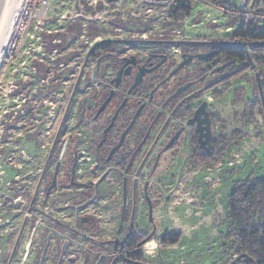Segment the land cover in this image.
I'll list each match as a JSON object with an SVG mask.
<instances>
[{
	"label": "flooded vegetation",
	"instance_id": "1",
	"mask_svg": "<svg viewBox=\"0 0 264 264\" xmlns=\"http://www.w3.org/2000/svg\"><path fill=\"white\" fill-rule=\"evenodd\" d=\"M83 28L61 24L48 30L40 64L33 41L31 82L13 92V110L23 96L43 119L26 110L30 134L10 153L14 160L27 157V181L0 186V218L6 222L0 226V264H169L160 252L148 254L145 248L181 235L171 231L170 199L193 196L185 210H201H193L197 217L208 212L210 204L203 201L215 186L211 177L226 178L228 165L234 167L227 157L242 155L243 129L229 131L223 120L228 106L212 108L241 76L242 61L224 48L242 44L160 38L148 26L136 31L127 25L86 39ZM257 82L264 109L261 79ZM12 115L8 133L15 132L20 116ZM243 115L239 111L238 124ZM206 122L211 145L202 147ZM35 123L43 124L44 135L34 134ZM1 143L4 148L9 138L1 137ZM5 155L1 150V158ZM36 160L42 165L37 185ZM20 203L36 218L32 224L26 219L21 229Z\"/></svg>",
	"mask_w": 264,
	"mask_h": 264
},
{
	"label": "rangeland",
	"instance_id": "2",
	"mask_svg": "<svg viewBox=\"0 0 264 264\" xmlns=\"http://www.w3.org/2000/svg\"><path fill=\"white\" fill-rule=\"evenodd\" d=\"M90 4L91 0H67L60 4V9L54 13L53 18L44 28H42L44 31L41 32V30H38L37 33H35V42L38 43V53L36 54L37 58L35 62L40 64L39 61L44 59V52L39 53V48H43V45L40 44L44 43L45 39H47L48 30L55 31L61 29V24L62 27L66 24L67 26L76 24L77 26H84V32L88 31L83 34L86 39L101 38V34L109 33L113 29L119 28V26L123 25H127L132 30L136 31L142 28L145 29L146 27L140 19L136 18V16H138V11L126 8L122 14H119L113 12L114 8L107 9L100 3L95 8H91L89 6ZM83 5V9H81V6ZM100 8H102L101 11L99 10ZM104 10H108L109 13L103 15L101 19H96L98 13L100 12L98 16H101L102 11ZM133 13L136 15H132ZM211 13L213 16L212 18L219 21V25L214 26L211 23V20L207 22L204 19V13L198 16L195 15L189 24V30L193 32L192 35L202 37L207 36V40L217 38L219 40L230 41L234 36L232 33H226V29L229 26L234 25V22L223 18L215 12ZM123 17L126 21L122 20ZM89 18H92V20ZM157 22L164 23L165 20L162 19L160 21L159 19ZM177 29L179 28H170V30ZM31 33L33 34L34 31L31 30ZM113 35H115V33H112L109 37H113ZM31 43L33 42L28 39V43L20 49L16 61L0 63L2 66L0 67V151L3 150L7 154L3 158L0 156V186H15L14 183L27 181V157H17V159L14 160L13 155H10V153L15 152L17 140H23V137H28L30 134V125L32 122L30 116H26L28 109L33 113V116H37V119H43L42 116L39 117L37 115L39 114L37 105L34 106V111V108L29 104V101L25 102L27 99L23 96H20L19 103L15 110H13V92L17 91V87L21 89L23 86L31 82V80H29L32 67L31 61L33 60L31 58ZM84 47L86 48L85 45ZM248 50V52L246 50V53L248 56L252 54V62L246 60L241 64V76L237 81L232 83L229 94L224 99H214L215 101L212 103V108L215 110L218 109L219 111L228 106L227 112L223 111V120L224 123L230 127V132L236 130L237 127L243 129L244 138L239 145L238 151V156L242 155L239 158H236V156L227 157L229 164L233 162L234 167L228 165L226 178H222L223 174L211 177L214 180L215 186L210 196L208 193L207 195L204 194V197L206 198L205 201H203V197L198 195V188H195L194 195L199 196V200L210 204L208 212L197 217L195 212H193L195 209L188 211L185 210L186 207L183 205H186V202L189 203V199L193 196H178L176 197L177 200H175L176 198L170 199L169 208L173 210V213L170 215L173 219H169L172 229L171 231L172 233L179 231L182 237L179 243L174 245L175 247L162 244L161 239L151 241L156 244V247L151 251L153 252L155 250L160 252L161 256L164 259H167V263L169 264H174L175 261L177 264H247L245 263V260H242L240 255H235V249L237 246L235 244L237 241L235 233L237 232V227L235 226L227 207L230 204V196L232 195V192L241 188L245 181L248 180L253 183L257 180L264 179V109L262 108V101L260 99L257 82L258 78L261 79L264 91V63L257 60L256 55L258 52H253L252 46H250ZM259 52L264 57V48ZM37 80L36 87H40V90L44 92V84ZM72 84L73 82L68 85V90H70ZM25 92H28L27 88H25ZM253 102L258 104L255 109L250 108V104ZM218 110L217 112H219ZM239 111L244 114L242 119L239 118L242 122H240L241 124H238L239 120H237ZM17 113H19L20 116L18 117V120H16L18 123L16 130H13L15 132L8 133L6 131V126H8L11 121L15 120L12 114L17 116ZM42 114L43 110H40V115ZM8 117H12V119H8ZM3 118L6 120L4 119L3 121ZM35 124L36 131L34 134L37 137L44 135L43 124ZM1 137H4L5 139L9 138V144L5 145L4 148L1 147L5 143H1ZM41 140L43 141V138H41ZM44 160L45 158L41 160L42 163ZM38 161L39 160H36V185L38 184L40 177L39 169L42 168V165L39 167ZM236 162H241V164ZM212 171L217 173L216 169H213ZM25 186H27V183H25ZM26 195L27 194H20V198L27 201ZM178 198H181L182 200H179ZM174 201L178 202L179 205L171 206V203ZM187 209H192V207L189 206ZM19 211V228L21 229L23 222L26 219L31 221L32 218L27 205L20 203ZM195 211L200 212L201 210ZM3 216H6V214H3ZM40 217L43 220L45 219L43 216H39V218ZM2 219L4 220V217L0 218V226L6 224L5 220L1 222ZM34 219L36 218L34 217L33 220ZM33 220L30 224L34 222ZM165 225L166 222H164V226ZM11 232L10 228L9 234H11ZM3 233L6 234L5 231ZM154 261L158 262V259H155Z\"/></svg>",
	"mask_w": 264,
	"mask_h": 264
},
{
	"label": "built area",
	"instance_id": "3",
	"mask_svg": "<svg viewBox=\"0 0 264 264\" xmlns=\"http://www.w3.org/2000/svg\"><path fill=\"white\" fill-rule=\"evenodd\" d=\"M65 1L67 0H22L21 11L14 33L1 63L16 61L20 49L28 43V39L31 42L35 41V33L38 30L44 31L42 28L48 24L54 13L60 9V4ZM99 3L107 9L114 8L113 12L119 14H122L126 8L138 11L136 18L140 19L146 27L159 31L160 33L156 37L160 38L184 40L202 37L192 35L193 32L189 30L190 21L193 16L204 13V19L207 22L211 20L214 26L219 25V21L212 18L211 12H215L223 18L234 22V25L226 29V33L233 34V42L246 43L248 48L254 45L255 42L249 38H236L235 34L240 29L252 32L264 29V0H91L89 6L95 8ZM185 4L190 6L191 10L189 15L182 18L180 13L182 6ZM83 7L84 5L81 6V9ZM106 13H109L108 10L102 11L101 16L97 15L96 19H101ZM135 13L132 15L135 16ZM89 19L92 20V18ZM159 19L160 21L163 19L165 22H157ZM122 20L126 21L124 17ZM172 27H178L179 29L170 30ZM31 30L34 31L33 34ZM205 37L203 36L202 38ZM145 251L151 254L155 250L152 252L146 246Z\"/></svg>",
	"mask_w": 264,
	"mask_h": 264
},
{
	"label": "trees",
	"instance_id": "4",
	"mask_svg": "<svg viewBox=\"0 0 264 264\" xmlns=\"http://www.w3.org/2000/svg\"><path fill=\"white\" fill-rule=\"evenodd\" d=\"M100 11L102 8L99 9ZM191 7L182 6L180 16L185 18L189 15ZM236 38H249L256 44L252 45L253 52L258 54L257 60L264 63V57L260 50L264 48V29L255 32L240 29L235 34ZM230 41H234L231 39ZM245 48L227 45L224 52L230 58H238L243 62L248 60ZM249 51V50H248ZM252 54H250V57ZM252 61V60H251ZM243 188V189H241ZM232 192L230 204L227 207L230 216L237 227L236 256L240 255L247 264H264V179L253 183L245 181L243 186ZM241 191V192H240ZM181 235H170L164 238L161 243L165 245H176L180 241ZM134 259L142 258L139 254H132Z\"/></svg>",
	"mask_w": 264,
	"mask_h": 264
},
{
	"label": "bare ground",
	"instance_id": "5",
	"mask_svg": "<svg viewBox=\"0 0 264 264\" xmlns=\"http://www.w3.org/2000/svg\"><path fill=\"white\" fill-rule=\"evenodd\" d=\"M21 1L22 0H15L9 15V18L7 20L3 36L0 40V63L2 62L3 55L6 51V48L9 45V42L11 40L12 34L14 33L15 26L17 24V20L19 18V14L21 11ZM147 246L149 249L153 250L156 247V244L154 242L147 243Z\"/></svg>",
	"mask_w": 264,
	"mask_h": 264
},
{
	"label": "water",
	"instance_id": "6",
	"mask_svg": "<svg viewBox=\"0 0 264 264\" xmlns=\"http://www.w3.org/2000/svg\"><path fill=\"white\" fill-rule=\"evenodd\" d=\"M15 0H0V40L3 36V32L7 23V20L9 18L13 3ZM116 1V0H112ZM242 47L247 49L248 44L243 43ZM248 52V51H247ZM203 58V57H200ZM196 120H198V117H196ZM206 120H208V117H206ZM207 133L202 135L200 138V143L202 147H206L207 145H211V133L209 131V122L207 123ZM54 187V186H53ZM151 237L148 239V242L151 241Z\"/></svg>",
	"mask_w": 264,
	"mask_h": 264
}]
</instances>
